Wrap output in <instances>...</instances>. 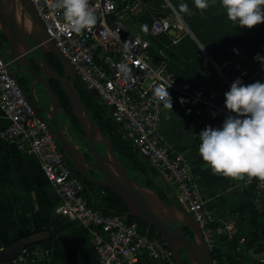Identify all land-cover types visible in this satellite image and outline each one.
I'll return each instance as SVG.
<instances>
[{
    "label": "built area",
    "instance_id": "1",
    "mask_svg": "<svg viewBox=\"0 0 264 264\" xmlns=\"http://www.w3.org/2000/svg\"><path fill=\"white\" fill-rule=\"evenodd\" d=\"M31 2L48 37L69 60L76 77L111 106V116L121 124L128 138L152 166L165 174L180 204L198 223L209 248L213 251L217 240L224 237L234 252L247 253L253 256L254 264H264V238L248 247L246 236L233 219L217 217L202 197L189 160L168 144L160 130L166 112L177 119L190 120L197 132L206 125L219 126L228 114L223 101L231 81L241 77L242 82L248 83L256 74L243 49L229 46L227 56L217 63L219 78L215 84L194 85L177 74L166 53L152 47L148 37L130 32L121 21L119 12L126 9L128 0H89L97 23L79 34L71 31L62 10L51 8L53 0ZM176 27L168 16H157L151 20L148 33L157 37ZM121 62L130 66V74L119 71ZM164 80H172L168 89L172 109L154 94L155 87ZM0 111L6 118L0 137L38 159L60 199L56 213L76 220L90 236L96 264H139L143 259L175 264L171 250L149 227L143 228L126 213L103 212L89 205L81 177L69 166L46 121L11 75L9 61L1 56ZM235 188L240 192L252 189L258 199L264 194V178L242 174ZM1 264H51V252L33 244Z\"/></svg>",
    "mask_w": 264,
    "mask_h": 264
},
{
    "label": "water",
    "instance_id": "2",
    "mask_svg": "<svg viewBox=\"0 0 264 264\" xmlns=\"http://www.w3.org/2000/svg\"><path fill=\"white\" fill-rule=\"evenodd\" d=\"M17 2L16 5L14 0H0V30L7 38V49L0 56L4 58L5 55H8L19 60L21 56L26 55L27 58V55L32 53L34 49L38 50L41 53V59L35 57L34 61L40 67L43 75L32 68L30 69L33 72L34 79H38L36 83L39 82L44 86L49 97L50 108L62 110L49 81L50 73L46 68H49L50 72L53 71L45 60V54H52L57 59L63 75L58 74L54 78L62 86L68 98L72 114L77 119L84 134L83 139L87 143V146H83L81 150L74 139L71 143L60 135L56 123L54 125L48 124L50 133L57 140L67 161L72 163L91 183L109 187L117 193L128 208L126 214L141 218L150 224L171 250L175 264H186L184 258L190 264H215L213 251L203 239L198 223L180 204L165 174L159 170L156 171L162 181V187H160L165 198L155 189L142 185L130 177L125 166L117 158L111 141L103 133L79 95L75 86V69L48 37L45 26L33 3L31 0H17ZM174 32L175 30L171 29L168 34L171 35ZM27 38L30 39L32 45L27 43ZM21 44L24 45L25 49L18 48ZM41 62H44L46 68L41 66ZM11 75L15 78L14 73H11ZM82 84L89 94L104 101L85 83ZM35 85V82H33L30 87V96H28L29 100L34 102L36 101L33 92ZM106 105L111 110V106ZM115 122L128 138L121 124ZM99 142L104 145V153L98 148ZM84 151L91 159L87 157ZM144 158L150 163L147 157ZM91 170L97 171L101 177L91 175ZM154 181L156 182V178H154ZM257 202L260 210L264 212V194L259 195ZM184 227L191 231V235L184 231ZM49 236L50 232L47 229L19 236L0 249V263L11 261L26 246L37 244Z\"/></svg>",
    "mask_w": 264,
    "mask_h": 264
},
{
    "label": "crops",
    "instance_id": "3",
    "mask_svg": "<svg viewBox=\"0 0 264 264\" xmlns=\"http://www.w3.org/2000/svg\"><path fill=\"white\" fill-rule=\"evenodd\" d=\"M5 123L0 111V128ZM160 130L168 144L189 160L206 205L217 217L233 219L242 231H251L249 219L261 210L257 197L248 198L235 188L241 175L213 172L198 152L200 134L190 120L166 112ZM156 182L161 184L158 177ZM59 203L38 159L0 137V249L8 239L47 229L50 236L37 244L50 250L51 264H96L90 236L76 220L56 213Z\"/></svg>",
    "mask_w": 264,
    "mask_h": 264
},
{
    "label": "clouds",
    "instance_id": "4",
    "mask_svg": "<svg viewBox=\"0 0 264 264\" xmlns=\"http://www.w3.org/2000/svg\"><path fill=\"white\" fill-rule=\"evenodd\" d=\"M215 3L217 0H194L199 10ZM219 3L236 25L251 28L264 21V0H219ZM51 8L62 10L71 31L77 34L91 30L97 23V15L90 8L89 0H53ZM179 10L191 14L187 3L180 4ZM204 47L205 44H201L199 48ZM253 58L264 69V55L257 52ZM118 69L125 75L132 71L124 62L118 65ZM171 83L172 80H164L154 89L155 96L170 109L172 98L168 89ZM181 100L183 102V98ZM223 103L228 114L222 123L219 126L206 125L199 132L200 156L213 172L231 177L247 174L264 178V81L244 83L241 77H236L224 92Z\"/></svg>",
    "mask_w": 264,
    "mask_h": 264
},
{
    "label": "rangeland",
    "instance_id": "5",
    "mask_svg": "<svg viewBox=\"0 0 264 264\" xmlns=\"http://www.w3.org/2000/svg\"><path fill=\"white\" fill-rule=\"evenodd\" d=\"M182 3H187L191 14L180 12L179 5ZM127 4L125 10L119 4V15L132 33L149 36L150 22L157 16H168L177 24L176 32L151 38V42L166 53L172 66L192 84H215L219 78L217 63L226 55L231 45H238L243 49L253 64L256 77L264 81V69L253 58L257 52L264 55V26L256 24L249 28L236 25L227 17L219 0L205 10L197 9L194 0H128ZM239 34L244 37L245 42H241L242 37H235ZM201 44H205L203 49L199 48ZM258 45L261 46V51H258ZM202 52L205 53L204 57ZM79 84L83 85L82 82ZM159 180L161 181L160 178Z\"/></svg>",
    "mask_w": 264,
    "mask_h": 264
},
{
    "label": "trees",
    "instance_id": "6",
    "mask_svg": "<svg viewBox=\"0 0 264 264\" xmlns=\"http://www.w3.org/2000/svg\"><path fill=\"white\" fill-rule=\"evenodd\" d=\"M258 24L264 26V23L262 24L258 23ZM164 34L167 35V33ZM262 34L264 37V31L262 32ZM146 37H148L151 40V38H157L158 36L157 37L146 36ZM235 37L238 38L240 37V39L242 37L241 42H245V39L241 34H239V36L235 35ZM152 47H156V46L152 44ZM258 51H261L260 45H258ZM227 53L225 56H227ZM224 57H222L220 60H222ZM174 70L177 72V74L180 77H182L175 68ZM253 72H255L254 69ZM256 80H259V78L256 77L255 75L253 78H251V80L248 83L254 82ZM51 85L56 90L57 96L58 98H60L61 105L66 110H68V112H70L75 126L82 133L83 131L77 119L72 114L68 98L66 97L63 88L56 81H52ZM75 86L78 88L77 91L81 96V98H83V101L87 106V108L89 109L92 117L97 122L103 133L111 141L112 147L114 149L117 158L120 160L122 165L125 166L130 177H132L135 181H137L142 185L156 189V191L159 189L158 187L160 186L162 187V183L158 184L154 181V178H156L157 176V172H156L157 169L154 166H152L151 163L147 162V160L144 158L145 156L132 143V141L124 135L120 126L111 117V111L108 109L106 103L101 99H98L92 96L91 94H89L86 91V89L83 87V85L80 84L78 85V82H75ZM83 144L87 146V143L85 141L83 142ZM98 148L101 152L103 153L105 152V148L102 143L100 142L98 143ZM85 154L88 155L87 152H85ZM68 164L72 168V170H74L81 177L82 182L84 184L83 194L87 197L89 205H91L94 208H100L103 212H109V213L125 214L128 211V208L124 200L111 188L98 185L95 183H91L72 165V163L68 161ZM90 174L93 176H97L99 178L101 177L100 174L95 170H91ZM161 187H160L161 191L158 193L161 194V196H163L164 193ZM239 193L242 195H246L248 198L257 197L256 192H254V190L252 189H248L245 192H239ZM128 218L136 219L143 228L149 227L152 234L156 233V237L161 238L160 234L150 224L146 223L141 218L130 215H128ZM249 224L252 228L251 231L249 232L242 231L241 226L238 224V230L247 238L248 247L252 246L255 241L264 238V212L263 211L258 212L257 217L250 218ZM184 231L187 234L191 235V231L186 227H184ZM16 238L6 240L4 244L7 245ZM219 239H221L222 242H220V244L216 243V246L213 248V256L214 259L216 260V264H254L255 263V260L252 257H250L249 254L247 253L239 254L234 252L231 243H229L224 237H220ZM184 261L186 264H190L186 258H184ZM139 264H153V261L148 259H143Z\"/></svg>",
    "mask_w": 264,
    "mask_h": 264
},
{
    "label": "flooded vegetation",
    "instance_id": "7",
    "mask_svg": "<svg viewBox=\"0 0 264 264\" xmlns=\"http://www.w3.org/2000/svg\"><path fill=\"white\" fill-rule=\"evenodd\" d=\"M14 1L16 2V5H17L18 3L17 0H14ZM27 43L32 45V42L30 41L29 38H27ZM18 48L25 49L24 45L22 44ZM6 49H7V38L5 34L0 30V52L3 53L6 51ZM35 57H37L39 60L41 59V53L36 49H34L32 53H29L27 55V58L25 55V56H21L19 60H17L15 58L9 57L8 55H5L4 59L9 61V71L11 73H14L16 80L21 85L27 97L30 96L29 94L30 87L33 84V82H35L36 85H35V88H33V92H34L36 101L35 102L31 101V103L33 104L36 112L46 121L47 125L48 124L54 125V123H56L58 125L56 128H57V131L60 133V135L63 136L66 140H68L71 143L74 139L78 148L82 150V147L85 146V144H83L84 134L83 132L81 133V131H79L77 127L75 126L70 112H68V110H66L61 105L60 98H58L56 90L52 87L54 92L56 93V96L59 101V105L62 110H58V108H52V109L50 108L49 97H48V94L44 86L39 82L36 83L38 79L36 80L34 79L33 72L31 71L30 68L34 69L36 72H38L41 75H43V73L41 72L40 67L35 63L34 61ZM45 60L47 61L50 69L53 71V72H50L49 68L45 67L44 62H41V66L46 68L47 71L50 73V77H49L50 84H52V81L58 82V80L55 79L54 77L58 74L63 75V71L57 59L52 54L46 53ZM77 79L78 78L76 77L75 82H78V85H79L80 80H77ZM76 89L78 88L76 87ZM87 157L91 159L89 155H87ZM158 188L159 189L157 191L160 192L161 191L160 187ZM162 197L165 198V195H163Z\"/></svg>",
    "mask_w": 264,
    "mask_h": 264
}]
</instances>
